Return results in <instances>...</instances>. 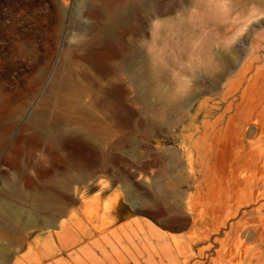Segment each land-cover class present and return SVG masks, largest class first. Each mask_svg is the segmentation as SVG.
<instances>
[{
  "label": "rangeland",
  "instance_id": "obj_1",
  "mask_svg": "<svg viewBox=\"0 0 264 264\" xmlns=\"http://www.w3.org/2000/svg\"><path fill=\"white\" fill-rule=\"evenodd\" d=\"M253 5L0 0V264L241 262L217 250L235 249L231 225L264 199L231 200L222 214L213 205L232 144H260L254 120L264 108V38L255 48L251 40L264 30V10ZM211 46L214 57L191 52ZM205 98L254 110L244 135L237 115L228 121L234 109L216 124L217 135L208 128L207 141L220 149L206 159L180 132ZM220 112L200 113L193 138ZM203 167L215 181L199 189ZM54 215L64 229L44 220ZM57 230L69 245L61 247Z\"/></svg>",
  "mask_w": 264,
  "mask_h": 264
},
{
  "label": "bare ground",
  "instance_id": "obj_2",
  "mask_svg": "<svg viewBox=\"0 0 264 264\" xmlns=\"http://www.w3.org/2000/svg\"><path fill=\"white\" fill-rule=\"evenodd\" d=\"M252 2L254 4L253 8L255 10H257L258 12H259V10H261V11L264 10V1L263 0H252ZM125 18H126V20H133L134 16L132 14H127ZM189 33L192 34L193 36L196 35V33L192 32V31H189ZM263 38H264V30L259 31L258 33H256L254 35V38L251 40L252 46H254V48H255L258 45V43H261ZM261 46H262V44H261ZM254 48H253V50H256ZM253 50H252L251 54L254 53ZM191 52L192 53H195V52L196 53L197 52L204 53L205 52L206 54H208L210 56H213V57L216 56L215 55V48L213 46H211L209 48L207 47V49H205L203 51L200 50V49L199 50L196 49V50H191ZM249 52H250V49H249ZM252 58H256V56H254ZM242 66H243V64H242ZM250 68H251V65H250ZM210 100H211L210 98H205V99H202V100L198 101L196 106L193 108V112L191 114H189L188 120L182 125V127L180 129L181 134H183V139L187 140L188 143H191L192 144L191 147L192 148L194 147L196 149V152L200 153L201 157H205V159H206V155L207 154L211 156L212 153L214 154L215 152H218L219 149H220L219 148L220 147L219 144L218 145L215 144L216 143L215 141H217V140H215V141L211 140L210 142H208L207 141V135H205V134H206L208 128H210V130H212V132L214 131L215 135H217L216 133H219V129L216 130V128H215L216 124L220 123L221 121L224 120L225 113L228 110L234 109V111H235L234 114H231L230 116H228L229 117L228 121L231 120L232 117H234L236 115L238 117L237 119H240L239 122L237 120V122H238V124H237L238 133L240 135H244L245 134V130H246L245 129V125H247L250 122V120H252V118L254 117V115H253L254 114L253 106L250 107L249 104L245 105V104H242L241 102H240L241 104H234V100H231V101H228L225 104L224 107H222V105L221 106H215L214 104H209L208 102ZM223 100L225 102L227 101L226 98H223L222 101ZM189 104H190V102H188L186 104L187 105V107H186L187 110H188V107L190 106ZM217 110H221V112L215 117V119L213 118L214 121L213 122L211 121L212 123L208 124L210 122L209 120H205V121L203 120L202 121V126H203V129H204V132H203L202 135H204V136L203 137L202 136L201 137H197V138L194 139L193 138L194 137V132L193 131L198 129V125L196 124V121L198 120V116L200 115V113H203L202 114L203 118H211L216 113ZM254 122L255 123H259V127H258V129H259L258 132L259 133L257 132L258 136L256 135L257 136L256 140L260 144H258L255 147H250V149L248 150L247 146L251 145V143L244 144L243 142L240 141L241 143L239 142L236 146H235L236 143L235 144L233 143L232 144V148L229 150L231 159H230V161H228L226 159L227 162H228L227 163L228 174H227V176H224V175L221 174L222 177L224 176L223 179H222V184H221V185H223V187L222 186L221 187H222V189H224V191L223 192L221 191V193L219 195V198L215 199L214 202H216V203H214L215 205H213V206H215V207H213L214 210L216 208V210L220 211L221 214L224 213V211H227V209L228 210L232 209V207L235 206L236 202H237L238 205H241V204L244 205L245 203H250V202H253V201H257L258 199H260V200L262 198L264 199V145H263L264 141H262V136H264V108L263 107H262V113L260 114V117L255 119ZM219 137H220V135H219ZM215 138H213V139H215ZM216 147H218V149ZM200 159L202 160V158H200ZM210 166H212V165H210ZM204 167H203L202 179L196 178V180L199 181L198 186H197V188H199V189L203 188L204 185H206V186L211 185V184L213 185V182L215 181V178H214L213 174L211 173L212 168L209 167V168L204 169ZM229 184H231V186ZM231 200H235L234 201V206H232V207H231ZM93 206H94V203H93ZM251 208L252 209H250L249 211L242 213L243 216L241 215L242 217L231 225L232 227H234V233L236 234L237 239H236V243L234 244L235 245L234 246L235 249L232 248V243L230 245H231V249H234L236 252L232 251V252H235V253H232L231 249L229 250L226 247H224V246L222 247L221 246V249L219 251L217 250V257L218 258L224 259V257L228 256L229 258L231 257V259H233V254L234 255H238V259H241V262H239V264H242L245 261H247V264H251L253 259H255V260L257 259V261L260 260V259H264V249L256 248L260 244L264 245V211H262L264 209V202H259L256 205V207L254 206V207H251ZM91 209H92V207H91ZM215 211H212V213L215 212ZM95 212H97V210ZM251 212L252 213L255 212V214L251 215ZM216 213H219V212L216 211ZM216 213H214L215 218L218 215V214L215 215ZM231 213H230V215H231ZM221 214H219V215H221ZM233 215H231V216H233ZM249 215H251V216H249ZM25 216H26V223L27 224H31L32 223V219L35 217V213H30L29 212ZM225 216H226V214L223 217H225ZM96 217H97V215H96ZM100 217H101V215H100ZM56 219L59 220V218L54 215V216H51L50 218H46L44 220L46 221V223H51L52 221L54 222ZM213 219L214 218L212 217L211 220L213 221ZM101 221H102V225H103V221L104 220H101ZM215 221L218 223L217 218H216ZM215 221H213V222H215ZM58 222H59L58 229H61V228L64 229L66 227V225H67L66 221L59 220ZM108 222L110 223V221H108ZM208 222H210V221H208ZM217 223H216V225L218 226ZM99 224H100V221H99ZM219 224H221V223H219ZM223 224H224V221H223ZM106 225H108V223ZM217 226H216V228H218ZM204 227L207 228L208 226L207 227L204 226ZM202 229L200 228V230H202ZM59 231L57 230L56 236L58 237V240L61 243V247H65L66 245H69V242L66 239H64L65 237L61 236L62 231L61 232H59ZM195 233L198 234V232H195ZM232 233H233V231H232ZM235 234H234V237H235ZM206 235H208V234H206V232H205V236L204 237H206ZM197 236L196 237L194 236L193 239L197 238ZM231 236L233 237V235H231ZM234 237L232 239H235ZM242 238H244V239H242ZM245 240H248L249 243H246ZM201 242H203V241H201ZM224 242H226L228 244L227 241H224ZM232 242H233V240H232ZM192 243H191V240H190V244H192ZM209 245L208 246L204 245V246H206V248L209 249V247H210ZM204 246L201 249H199V251H198L199 254H203ZM225 246H226V244H225ZM186 247H184V248H186V250L184 249L186 251V257L183 258L184 260H182L184 262H186L189 259L188 253H189L190 246L187 245ZM263 248H264V246H263ZM185 251H183V253H185ZM167 256H170V255H168V253H167ZM234 257H235L234 259H236V256H234ZM194 264H196V261L194 262Z\"/></svg>",
  "mask_w": 264,
  "mask_h": 264
}]
</instances>
